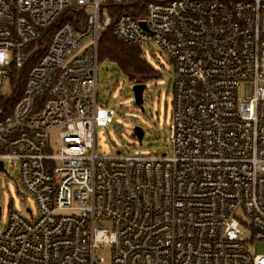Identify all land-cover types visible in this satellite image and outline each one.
<instances>
[{"label":"built area","instance_id":"built-area-1","mask_svg":"<svg viewBox=\"0 0 264 264\" xmlns=\"http://www.w3.org/2000/svg\"><path fill=\"white\" fill-rule=\"evenodd\" d=\"M107 2L141 7L113 17ZM71 9L83 27L59 20ZM112 26L175 66L171 154L97 152L117 113L98 92ZM25 68L0 107V161L38 214H9L0 264H264L250 250L264 242V0H0V94Z\"/></svg>","mask_w":264,"mask_h":264},{"label":"rangeland","instance_id":"rangeland-1","mask_svg":"<svg viewBox=\"0 0 264 264\" xmlns=\"http://www.w3.org/2000/svg\"><path fill=\"white\" fill-rule=\"evenodd\" d=\"M143 55L149 65L155 70L154 77L147 79L144 91L143 109L135 103L133 86L135 83L123 72L117 64L110 60L100 61L98 92L100 103L116 108L114 123L99 127L97 130V152L100 155L121 156H151L171 154L172 146L169 137V127L173 116L174 89L173 78L175 66L167 53L153 43L142 46ZM11 80L7 81L0 98L13 96ZM144 130L143 140L135 134V127ZM52 147L56 150L55 142ZM20 169L18 163L9 161L0 172V206L2 207V222L0 228L7 224L12 211L26 218L30 207L38 214V205L19 182ZM249 233L248 230H245ZM252 253L264 254V242H256L250 246Z\"/></svg>","mask_w":264,"mask_h":264},{"label":"trees","instance_id":"trees-1","mask_svg":"<svg viewBox=\"0 0 264 264\" xmlns=\"http://www.w3.org/2000/svg\"><path fill=\"white\" fill-rule=\"evenodd\" d=\"M103 7L107 9L113 17L122 13H131L140 9L141 4L136 3H116L107 2ZM143 9V8H142ZM86 19L84 11L77 12L71 9L62 14L59 20L70 21L77 29L83 27ZM100 61L110 60L117 64L121 72L128 76L133 82L144 83L147 79L155 76V70L149 65L143 55L142 45L128 44L119 40L114 31V27H108L102 30L99 43ZM37 58V57H36ZM34 61L35 62V59ZM31 65V63H29ZM28 68V66H27ZM27 68L24 70H15L11 77V87L13 96L9 98H0V107H11L25 85V75Z\"/></svg>","mask_w":264,"mask_h":264},{"label":"water","instance_id":"water-1","mask_svg":"<svg viewBox=\"0 0 264 264\" xmlns=\"http://www.w3.org/2000/svg\"><path fill=\"white\" fill-rule=\"evenodd\" d=\"M133 92L135 97V103L139 105L143 109V102H144V91H145V84L144 83H135L133 86ZM135 134L139 138L140 141L143 140L144 137V130L142 127L137 126L135 127ZM120 153V151H118ZM4 169V162L0 161V171ZM1 207H0V215H1Z\"/></svg>","mask_w":264,"mask_h":264}]
</instances>
